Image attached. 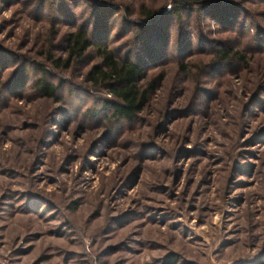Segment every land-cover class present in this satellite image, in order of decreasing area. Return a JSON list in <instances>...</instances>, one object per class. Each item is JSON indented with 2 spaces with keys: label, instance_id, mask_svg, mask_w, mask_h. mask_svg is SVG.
<instances>
[{
  "label": "rangeland",
  "instance_id": "obj_1",
  "mask_svg": "<svg viewBox=\"0 0 264 264\" xmlns=\"http://www.w3.org/2000/svg\"><path fill=\"white\" fill-rule=\"evenodd\" d=\"M180 1L0 0V264H264V0ZM78 25L161 76L133 117L44 58Z\"/></svg>",
  "mask_w": 264,
  "mask_h": 264
},
{
  "label": "trees",
  "instance_id": "obj_2",
  "mask_svg": "<svg viewBox=\"0 0 264 264\" xmlns=\"http://www.w3.org/2000/svg\"><path fill=\"white\" fill-rule=\"evenodd\" d=\"M181 4L180 0H176L173 6H171L170 11L173 16H176V9ZM143 15L144 18L150 21L156 20L150 10L143 12ZM151 33L158 34L161 37V33L164 32L162 29H153ZM65 36V42L62 46L64 55L54 54L50 51L51 43L43 49L45 52L44 58L51 65L67 68L74 60H81L89 46H94L100 59L96 63H93L86 71L85 78L92 85H98L106 93L112 95L111 98H106L102 102L103 106L111 109V116L125 119L131 118L144 107L143 105L147 101L148 90L155 88L156 82L161 78L160 75L147 79L146 70L143 65L132 60L127 55L121 56L116 54L104 41L94 42L83 25L70 29ZM52 39L53 36L50 38L51 42ZM215 52L221 58H226L233 54L237 59H242V55L237 51H232V48L229 46L219 47L215 49ZM32 63L33 66L40 70V75H38L34 83L39 93L49 98H58L56 83L44 79L42 76L44 67L39 62L32 61ZM179 67L184 68L182 61L179 62ZM175 261V255L168 252L162 256L160 264H173Z\"/></svg>",
  "mask_w": 264,
  "mask_h": 264
}]
</instances>
